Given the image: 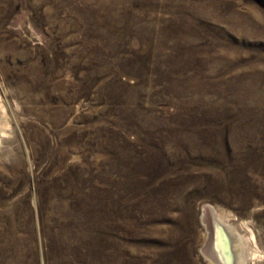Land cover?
Returning <instances> with one entry per match:
<instances>
[{"label":"rangeland","instance_id":"1","mask_svg":"<svg viewBox=\"0 0 264 264\" xmlns=\"http://www.w3.org/2000/svg\"><path fill=\"white\" fill-rule=\"evenodd\" d=\"M207 206L264 264V0H0V264H215Z\"/></svg>","mask_w":264,"mask_h":264},{"label":"bare ground","instance_id":"2","mask_svg":"<svg viewBox=\"0 0 264 264\" xmlns=\"http://www.w3.org/2000/svg\"><path fill=\"white\" fill-rule=\"evenodd\" d=\"M203 212V222L209 231L208 241L203 249L204 255L215 264H238L242 249L240 251V241L236 233L213 207L207 206Z\"/></svg>","mask_w":264,"mask_h":264}]
</instances>
